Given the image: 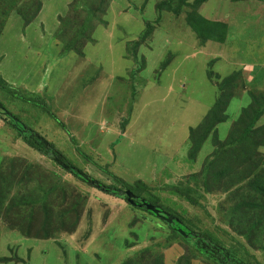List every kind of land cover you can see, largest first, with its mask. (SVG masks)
<instances>
[{"label":"rangeland","instance_id":"374dc122","mask_svg":"<svg viewBox=\"0 0 264 264\" xmlns=\"http://www.w3.org/2000/svg\"><path fill=\"white\" fill-rule=\"evenodd\" d=\"M79 1L18 0L13 9V0H0V77L19 92L0 90L5 109L71 167L108 187L121 185L107 172L130 186L142 182L148 190L143 199L158 200L190 228L264 264V213L247 220L230 215L247 196L245 183L238 184L243 166L228 181L215 182L212 194L200 193L204 209L166 190L208 167L215 137L224 145L237 134L251 95H264V0H210L200 7V16L228 26L224 45L198 39L186 22L191 8L180 16L160 13L166 0H86L96 11L93 18L78 8ZM83 19L86 32L77 35ZM146 22L154 33L136 48ZM234 75L228 120L191 161L190 131L215 105L218 83ZM36 97L40 105L33 103ZM5 117L0 174L6 178L18 167L26 177L20 186L19 175L0 186V264H211L192 245L171 240L170 228L158 218L82 182L26 145ZM258 127H264V116ZM259 152L264 158V146Z\"/></svg>","mask_w":264,"mask_h":264},{"label":"trees","instance_id":"16d2710c","mask_svg":"<svg viewBox=\"0 0 264 264\" xmlns=\"http://www.w3.org/2000/svg\"><path fill=\"white\" fill-rule=\"evenodd\" d=\"M1 1L4 2L5 0ZM209 1L210 0H195L192 4H189L186 0H178L177 7L175 8L174 0H166L158 5V10L160 13L168 11L169 13H173L176 16H180L185 7L191 8L192 13L188 15L186 22L191 31L198 37V39H200L203 44L214 42L224 45L226 44L228 39V26L225 23L208 21L198 13L200 7L208 3ZM231 1L239 2L243 0ZM17 3L18 0H13V9L16 7ZM78 8L81 9L84 13H87L89 18H93L96 12H94V10L90 9L89 6L86 5V0H80L78 3ZM158 21L159 18L157 22ZM84 23H86L85 19L82 20V23L80 25L81 27L76 31V33L78 32L77 35L86 32L85 26H82ZM145 26L147 30L142 35V38L135 44L136 48L144 45L154 33V25L151 22H146ZM67 32L68 30L66 28L64 31L61 30L59 33H63L62 35H65V33ZM213 76L214 75L211 72L210 78L213 79ZM236 79L237 76L234 75L226 77L218 83L217 88L219 98L217 99L215 105L213 106L212 110L207 115L203 123L196 129H192L190 131V143L192 146L191 150L189 151V159L191 161H195L197 159V156L202 150L205 143L213 134L215 135L217 133L218 126L227 122L228 116L226 115V113L227 109L229 108L230 101H232L235 97ZM0 90L9 95L19 93L17 90L9 86L1 77ZM134 94L136 95V93ZM251 98V104L242 112L241 117L236 122V130H238L237 134H232L224 145H217V138L215 137V146L217 149L208 167H205V169L200 174L191 176L190 179H188L187 184H176V186L168 187L166 190L177 194L179 198L187 201L192 207L204 209V206L200 203V200L198 198L199 196H202L200 193L203 192L204 194H212L215 182H220L222 179L228 181L234 174V169H240V166H243L244 176L240 177L238 184L243 182L245 183L244 185L246 192L244 193L247 194V196L240 199L237 204L230 209V215L232 214L235 217H239V213H241L243 217H246L245 220H247V218H249V215L254 212L260 213L257 215H261L264 213V158L259 152V149L264 146V141L258 142L254 140L255 135H264V127H258L260 120L264 116V95H251ZM40 102L41 100H39V98L37 97L33 100V103L38 105H40ZM0 111L8 112L1 100ZM9 114L12 115L11 113ZM6 119V123L18 133L19 137L23 139V142L26 145L38 151L43 156L48 157L49 150H47L39 140L32 136L31 132L34 131L28 129L30 131L28 134L21 133L23 132V129H27L28 127L23 124L21 119H19L15 115H12L11 117L6 116ZM128 125L129 119L122 121V132H125ZM17 127H20L21 129H19L18 131ZM50 146L53 149V155L63 163L69 165L64 155L56 150L52 144H50ZM13 170L12 173H9V175L6 176V178L4 177L5 179H2V175L0 174V186L2 182L6 183L7 181H9L7 180L8 178H13L15 175H19L21 178L19 186L23 184V180L26 177V174L23 175L20 174V172H17L18 167H14ZM107 174L116 183L121 185L120 189L116 186H111L109 188L121 191H131L135 196L139 198V200L136 202L137 205L141 204V200H144L146 203L149 202V204H151L150 201H147L142 197V193L148 192L147 189L143 191L142 182L137 183L135 186H130L113 174H110L108 172ZM74 176L82 182H85L76 174ZM193 183L194 185H192ZM235 184L236 183L234 182L233 185ZM101 185L105 186L104 184ZM49 193L50 190L45 193L44 200H47L46 198L48 197ZM1 196L2 192L0 190V197ZM116 196L120 197L119 195ZM120 198L124 199L127 202L126 197ZM234 200L236 201V199ZM129 205L132 206L131 204ZM152 205L157 207L163 213H167L175 217L179 220V223L169 225L161 217L148 212L144 208L142 209L139 206L132 207L137 210L141 209L143 212L149 214L150 216L161 220L167 227L170 228L172 232L170 238L171 240L182 239L185 243L192 245L195 251L209 263L260 264L257 261L256 257L252 256L250 253H248V251H245L244 256L241 257L239 256L241 253L238 250H236L235 248L226 249V247L221 245V243H219L216 237L212 234L190 228L187 225V222L189 221L183 218L179 213L173 212L161 206L158 200L156 202H153ZM45 207H47V205H45ZM252 228V230H254L255 228H257V226H252ZM177 229H182L189 237L187 238L185 236H182L181 234H179ZM244 236H247V234L245 233Z\"/></svg>","mask_w":264,"mask_h":264},{"label":"water","instance_id":"95a60500","mask_svg":"<svg viewBox=\"0 0 264 264\" xmlns=\"http://www.w3.org/2000/svg\"><path fill=\"white\" fill-rule=\"evenodd\" d=\"M4 114L6 116L11 117L12 115H10L9 113H5ZM17 122V121H16ZM30 131L28 129H23V134H28ZM32 136H34L37 140H39L47 150H49L48 153V157L53 160L54 163H56L59 167H61L62 169H64L65 171L70 172L73 175H77L79 176L81 179H83L86 183H88L90 186H92L93 188L104 192V193H112L115 196L119 195L120 197H126V200L129 204H131L132 206H139L140 208H144L146 209L148 212H151L153 214H155L156 216L161 217L166 223H168L169 225H173L175 223H179V220L176 219L175 217L167 214V213H163L161 210H159L157 207H155L152 204L146 203L144 200H141V204L137 205V201L139 200V198L137 196H135L131 191H121V190H116L113 188H109L106 186L101 185L98 181L90 178L88 175H86L84 172H81L73 167H71L70 165H67L65 163H63L61 160H59L56 156L53 155L52 153V147L50 146V143L48 141H46L44 138H42L41 136H39L38 134H35L34 132H31ZM177 231L179 232V234H181L182 236L185 237H189L188 235H186V232H184L182 229H177Z\"/></svg>","mask_w":264,"mask_h":264},{"label":"flooded vegetation","instance_id":"af4514ba","mask_svg":"<svg viewBox=\"0 0 264 264\" xmlns=\"http://www.w3.org/2000/svg\"><path fill=\"white\" fill-rule=\"evenodd\" d=\"M2 116H4V113L3 112H1L0 113V118L2 119ZM6 118V117H5ZM5 122H7V121H5ZM19 129H21L20 127H17V130L19 131Z\"/></svg>","mask_w":264,"mask_h":264},{"label":"clouds","instance_id":"9594fccd","mask_svg":"<svg viewBox=\"0 0 264 264\" xmlns=\"http://www.w3.org/2000/svg\"><path fill=\"white\" fill-rule=\"evenodd\" d=\"M4 113V112H3ZM5 115V114H4Z\"/></svg>","mask_w":264,"mask_h":264}]
</instances>
